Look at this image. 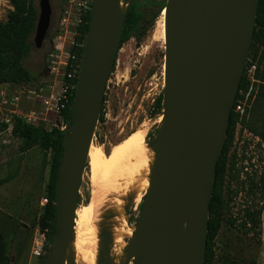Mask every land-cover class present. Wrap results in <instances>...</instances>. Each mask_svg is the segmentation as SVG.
Wrapping results in <instances>:
<instances>
[{"label":"water","instance_id":"obj_1","mask_svg":"<svg viewBox=\"0 0 264 264\" xmlns=\"http://www.w3.org/2000/svg\"><path fill=\"white\" fill-rule=\"evenodd\" d=\"M130 2L125 0V5ZM259 4L260 0L167 1L163 122L153 139L157 148L150 186L123 264H131L133 251L138 254L133 264H205L217 166L249 60ZM38 7L34 43L40 49L53 11L50 0H39ZM126 11L122 0L92 3L71 125L64 138L56 229L44 264H67L69 259L73 263L68 250L82 180Z\"/></svg>","mask_w":264,"mask_h":264},{"label":"rangeland","instance_id":"obj_2","mask_svg":"<svg viewBox=\"0 0 264 264\" xmlns=\"http://www.w3.org/2000/svg\"><path fill=\"white\" fill-rule=\"evenodd\" d=\"M167 1L131 0L140 11L142 19L133 36L125 41L118 51L101 112L104 119L98 123L93 140V144L103 148L106 154L110 153L114 144L124 140L145 123L149 126L147 142L152 143L159 132L162 110L157 112L156 104L160 98H163L165 86L166 19L164 10ZM78 2L79 0H50L53 16L48 35H52L53 39L49 40L47 37L40 49L34 45L25 62L26 68L37 75L38 79L28 86L0 84V116H4L3 119L8 118L10 111L13 110L11 106H8L9 96H18L23 90L24 93L20 95V102L16 107L19 111L25 115L36 112L35 115L38 118L36 124L47 130L63 126L56 105H59V99L64 96L65 80L61 75L52 73L50 67L56 66L53 64L54 61L62 60L60 57L64 52L60 50L72 48L75 42L74 34L77 36L79 34V23L76 19ZM122 5L125 12L127 10L125 0H122ZM11 10L13 7L8 0H0V22L7 21ZM59 36L62 38L57 39ZM45 100H50V104L46 105ZM48 108L54 111H48ZM6 129L7 126L0 123V132H2L0 133V180L7 177L11 179L9 183L0 185V233L7 243L8 254L16 258L15 234L18 226L31 225L36 216L37 219L41 216L47 204L52 153L44 152L39 146L22 153L21 142L6 133ZM257 141L253 135L239 127L233 150L236 149L240 153L244 151L247 156L258 154ZM92 179V172L87 164L78 210L91 203L92 192L95 190ZM234 186L231 184L232 190ZM231 193V191L227 192L222 208L223 221L216 239L215 264H251L253 260H256L257 264H264V213L262 243L259 245L254 237L238 229L244 198L240 194L238 198L231 200L229 196ZM99 198L107 202L106 207H100L98 204L94 207L93 218L89 226L85 228L87 231L84 234L86 240H93L94 243L111 238L112 226L114 223L120 224L121 221L118 215L119 203L113 200L112 195L102 193ZM144 200L145 194L142 195L138 204L132 205L129 209H127L128 206L121 204L125 224L128 220L132 225L137 222ZM104 226L108 227L107 231L104 230ZM75 228L77 230V225ZM104 233L108 235L107 238ZM37 236L35 228L31 229L28 240L23 245V254L18 260L16 258V264H39V260L32 255V243ZM107 253L111 260L115 252L109 250ZM71 258L75 264L74 257ZM73 263L70 259L67 262V264Z\"/></svg>","mask_w":264,"mask_h":264},{"label":"trees","instance_id":"obj_3","mask_svg":"<svg viewBox=\"0 0 264 264\" xmlns=\"http://www.w3.org/2000/svg\"><path fill=\"white\" fill-rule=\"evenodd\" d=\"M8 1L13 10L8 13L6 22H0V84L28 86L38 79V76L31 73L25 66L35 45L33 36L39 19L38 0ZM141 19V13L137 10L135 3L130 2L125 15L119 49L125 41L133 36ZM90 24L91 11L85 13L82 18L78 27L79 34L76 37L79 46L73 49L78 57L77 65L79 66ZM47 37L49 40L53 39L52 35ZM249 60L257 65L255 76L257 82L251 85L245 73L236 105L242 98V94L246 95L250 92L249 106L246 107L244 114L236 112V107H234L231 115L226 145L217 166L216 183L211 198L205 264H215L216 261V239L221 231L222 208L227 192H232L229 195L231 200L238 198L240 194L244 198L238 229L246 235L254 237L259 245L262 243V216L264 213V0H260ZM78 76L79 74L74 79L68 80L70 88L66 102L63 101L64 108L60 111L62 127L47 130L42 126L27 124L20 119L14 121L12 132L13 136L21 142L22 153H26L36 146H39L44 152L52 153L47 204L44 206L41 216L38 219L36 216L31 225L20 224L18 226L15 234L17 260L23 254V245L26 244L31 229L36 227L46 231V253L48 254L51 250V242L56 229L57 182L64 153L65 133L71 125V112ZM251 88L252 91H250ZM162 102L163 98H160L156 104L157 112L162 110ZM103 119L102 113L99 122H102ZM239 127L258 140L256 144L258 154L247 156L244 151L240 153L236 149L233 150ZM10 181V177H7L0 180V185ZM231 184L235 185L233 190ZM46 257L41 259V264L45 263ZM16 258L8 254L7 243L0 233V264H16ZM251 264H257V261L253 260Z\"/></svg>","mask_w":264,"mask_h":264},{"label":"bare ground","instance_id":"obj_4","mask_svg":"<svg viewBox=\"0 0 264 264\" xmlns=\"http://www.w3.org/2000/svg\"><path fill=\"white\" fill-rule=\"evenodd\" d=\"M159 122H163L162 114ZM148 130L149 126L145 123L124 140L114 144L108 154L101 147L94 144L91 146L88 164L95 190L92 192L91 203L77 211V230L75 228L76 233L68 250V256L74 257L75 264H123L127 260V252L134 242L136 228L129 222L124 223V210L121 204L128 206L129 209L132 205L138 204L142 195L149 190L157 147L154 141L152 143L146 141ZM102 193L112 195L113 200L119 203L118 215L121 221L120 224L114 223L112 226L111 238L94 243L93 240H86L84 234L87 231L85 228L93 218L94 207L97 204L106 207L107 202L99 198ZM104 230L107 231L108 227L104 226ZM109 250L115 252L112 261L107 253ZM137 257V251H133L132 262Z\"/></svg>","mask_w":264,"mask_h":264},{"label":"built area","instance_id":"obj_5","mask_svg":"<svg viewBox=\"0 0 264 264\" xmlns=\"http://www.w3.org/2000/svg\"><path fill=\"white\" fill-rule=\"evenodd\" d=\"M92 3L93 0H79L77 3L78 6V16H77V23L79 25L82 22V18L85 13L91 11L92 9ZM65 19L63 20L62 23H64ZM75 35V42L73 43L72 48H66V49H61L60 52H64L60 58H62L61 61H54L53 64H56V66L50 67V71L52 73H56V75H61V77L65 80V88H64V96L63 98L59 99V105H56L57 113L60 112L64 108V102H66L67 99V93L68 89L70 88V85L68 83V80H72L76 77L77 74H79V68L80 66L77 65L78 57L73 51L74 48L78 47V43L76 42V37L77 34ZM62 37L59 36L57 39H61ZM63 44V43H62ZM56 49H58L56 47ZM256 71H257V65L253 63L252 61L248 60L244 75L246 73L247 80L253 85L256 80ZM252 91V88L250 89ZM23 90L20 91L19 95L15 96H9L8 100V106H11L13 110L10 111V116L6 119H3L0 116V123L5 124L7 126L6 133L10 134L13 136V125L14 121L16 119H20L23 122L31 125H37V116L35 115L36 112H33L31 115H25L23 112L19 111L17 105L20 102V95L23 94ZM17 94V93H16ZM249 97H250V92L246 95L242 94V98L238 101V104L235 106L236 109L235 111L241 114H244L246 107L249 106ZM46 105L50 104V100H45ZM48 111H52L53 109H47ZM54 111V110H53ZM56 112V111H55ZM2 133V132H0ZM37 232V237L33 240L32 243V255L39 260V264L41 259L47 256L46 253V245H47V235L46 231L42 230L40 227L35 228Z\"/></svg>","mask_w":264,"mask_h":264},{"label":"flooded vegetation","instance_id":"obj_6","mask_svg":"<svg viewBox=\"0 0 264 264\" xmlns=\"http://www.w3.org/2000/svg\"><path fill=\"white\" fill-rule=\"evenodd\" d=\"M118 55V54H117ZM117 60V59H116Z\"/></svg>","mask_w":264,"mask_h":264}]
</instances>
